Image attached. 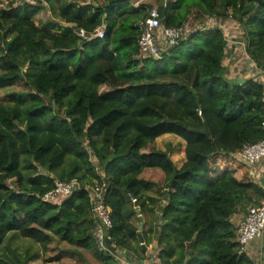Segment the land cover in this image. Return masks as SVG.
Returning a JSON list of instances; mask_svg holds the SVG:
<instances>
[{
  "label": "trees",
  "instance_id": "trees-1",
  "mask_svg": "<svg viewBox=\"0 0 264 264\" xmlns=\"http://www.w3.org/2000/svg\"><path fill=\"white\" fill-rule=\"evenodd\" d=\"M17 1H0V90L26 87L0 99V264H29L39 256L29 244L46 251L52 242L89 251L100 264H116L110 252L118 247L143 253L133 204L159 209L158 231L150 228L143 243L155 239L165 264H256L240 251L230 218L264 188L231 153L264 137L262 84L226 76L223 31L197 26L158 56H141L149 5ZM45 7L65 25L36 24ZM157 9L164 27L178 29L193 18L230 17L264 72V0H158ZM100 26L101 38L75 33ZM164 134L185 142L180 167L153 147ZM149 169L162 172V183L142 177ZM73 178L81 188L60 204L42 200L55 181ZM96 185L111 221L100 244L85 189ZM17 236L27 242L22 251Z\"/></svg>",
  "mask_w": 264,
  "mask_h": 264
},
{
  "label": "built area",
  "instance_id": "built-area-1",
  "mask_svg": "<svg viewBox=\"0 0 264 264\" xmlns=\"http://www.w3.org/2000/svg\"><path fill=\"white\" fill-rule=\"evenodd\" d=\"M235 23L237 22L231 21V25H229V27H235ZM215 26L217 28H222L219 25ZM184 31H188L186 26L183 29L164 27L161 23L157 7L149 8L147 10L146 18L140 23V36L138 38V48L140 55L158 56L160 52L163 51L166 47L177 44V40L180 39ZM75 33L84 40L93 37L101 38L103 37L104 29L103 26H100L96 28L93 33H86L84 29L80 28L76 29ZM238 34L240 35H236L237 39H239V37L242 38L241 30L238 31ZM239 45H242L244 49L243 41H240ZM252 64L254 68L257 69L253 62ZM257 74L261 79L260 83L262 84V90L260 100L264 105V72L258 71ZM198 114L200 115V111H198ZM262 124L264 127V122ZM231 156L249 165V167L260 163L261 160H263L264 162V137L254 143L243 144L239 150L231 153ZM80 188V183L75 178L70 179L68 182L55 181L54 187L42 196V200L58 205L62 202L63 199ZM85 189L88 191V197L92 204V211L95 217L99 220V224L103 227V229L110 228L111 221L108 210L103 202L102 187L96 185L92 188L86 187ZM131 202L135 203L136 199L134 197H131ZM101 237V231H98L97 240L99 244L100 240L98 238ZM254 238L264 239V197L258 202H256L255 198L251 200V203L247 205L245 214L236 226V239L241 252L246 251V245ZM154 264L165 263L155 262Z\"/></svg>",
  "mask_w": 264,
  "mask_h": 264
},
{
  "label": "crops",
  "instance_id": "crops-1",
  "mask_svg": "<svg viewBox=\"0 0 264 264\" xmlns=\"http://www.w3.org/2000/svg\"><path fill=\"white\" fill-rule=\"evenodd\" d=\"M229 18L230 17H228L227 19ZM227 19L226 18L221 19L223 22L219 24V26L222 27L219 29L223 31L227 40V48L223 56V65L225 66L224 61H226V63L228 64L227 68H225L228 71V72L226 71V76L232 78H238V79L253 78L258 82H261L260 76L256 72L254 73L252 62L247 63V60H249V58L243 51L242 45L241 46L239 45L240 41L243 40L234 39L236 37L237 32H233V34H228L226 32V28H225L226 24L231 25L230 23H226ZM246 178H249L253 183L257 184L259 187L264 188V162L249 167V172L246 175ZM133 205L136 211L135 214L132 215L131 221L132 223H134V225L137 226L138 237L140 240L139 244L143 248V253L139 252L140 256H138L139 253H133L131 251H128L124 247H118L116 248L115 251L110 252L113 255L114 262L116 264H151V263L154 264L155 262H162L159 261V259L156 257V254L158 252V249L156 247V240L155 239L152 240V242L148 243L147 245L143 243V241H145L143 236L149 231L150 228L154 229V231H158L157 226L160 223L159 209H155L154 213H150L148 211L141 212L140 209L135 204ZM245 207L247 208V204ZM246 208L244 210V214L246 212ZM244 214H243V210H239L238 212L234 213L231 216L230 220L235 227L237 226L238 222L241 220ZM98 231H101V235L103 237L107 235V229H103V227L100 224L97 225V228L94 231V233H96V237ZM147 237H151V236L147 234ZM245 252L255 261L256 264H264V239L261 238L252 239L246 245Z\"/></svg>",
  "mask_w": 264,
  "mask_h": 264
},
{
  "label": "rangeland",
  "instance_id": "rangeland-1",
  "mask_svg": "<svg viewBox=\"0 0 264 264\" xmlns=\"http://www.w3.org/2000/svg\"><path fill=\"white\" fill-rule=\"evenodd\" d=\"M5 4H17L21 3L17 0H0ZM31 1V0H28ZM130 2L135 6L138 3H142L145 5H149L150 7H157L158 0H130ZM219 7V2H217ZM45 5V4H44ZM210 19V20H209ZM227 19V18H226ZM230 21V22H229ZM231 19H227L226 23H231ZM45 22H53L56 25H65L60 20L52 16L51 11L47 9V7L41 9V11L37 14L35 17V23L36 24H42ZM223 21L221 18L217 17H209L205 20H197L195 18L190 19L186 23L187 30L196 28L197 26L204 25L205 28L219 25ZM235 27H232L228 24H226V32L228 34H233V32H237L241 30L239 24L235 23ZM203 27V26H202ZM234 39H237L235 37ZM239 40H243V38H239ZM163 43V42H161ZM237 60V59H236ZM225 67L227 68V63L224 61ZM247 63H251L250 60H247ZM250 65V64H249ZM254 68V66H252ZM258 73V70L254 68V73ZM109 86L102 85L99 88V91H103L104 89H107ZM26 90V87L22 84V82H18L17 84L13 85L12 87L8 89H1L0 90V99L4 97V94L8 91H23ZM153 147L158 150H166L169 152V156L171 160L175 163L176 167H180L181 164L185 160V142L177 137L174 134H164L159 137H157L153 142ZM263 160H261L260 163H262ZM142 177L145 179H149L151 181H154L156 183H162L163 181V174L158 169H149L145 170L142 174ZM244 214V211H243ZM24 239L17 236L13 243L19 244V251H22V248L27 245L26 241H23ZM30 245V252H36L38 253V259L30 262L29 264L35 263V264H99V262L93 257V255L80 248H75L73 246H69L67 244L58 243V242H52L46 249V251H42L40 246L37 244H29ZM28 256V255H27Z\"/></svg>",
  "mask_w": 264,
  "mask_h": 264
},
{
  "label": "water",
  "instance_id": "water-1",
  "mask_svg": "<svg viewBox=\"0 0 264 264\" xmlns=\"http://www.w3.org/2000/svg\"><path fill=\"white\" fill-rule=\"evenodd\" d=\"M237 81H238L239 83H241V82H242V79L240 78V79H238Z\"/></svg>",
  "mask_w": 264,
  "mask_h": 264
}]
</instances>
